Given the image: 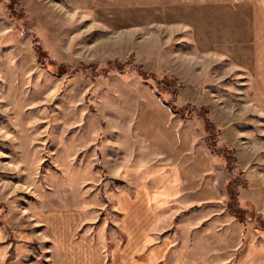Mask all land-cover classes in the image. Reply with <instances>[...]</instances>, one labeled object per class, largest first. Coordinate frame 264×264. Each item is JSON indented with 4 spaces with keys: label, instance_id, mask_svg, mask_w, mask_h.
<instances>
[{
    "label": "rangeland",
    "instance_id": "374dc122",
    "mask_svg": "<svg viewBox=\"0 0 264 264\" xmlns=\"http://www.w3.org/2000/svg\"><path fill=\"white\" fill-rule=\"evenodd\" d=\"M168 2L0 0L1 223L43 264L49 246L40 241L38 211H79L86 223L77 235L90 232L108 249L121 234L114 196L139 184L154 189L161 235L175 239L187 264L215 262L221 248L223 259L235 261L254 229L264 227V117L248 74L226 59L195 54L185 28H151L150 6ZM139 66L158 79L175 78L167 87L177 89L176 98L166 100L207 109L204 116L219 124L222 144L234 152L224 201L230 183L248 202L234 210L226 202L224 213L213 203L195 207L175 170L153 167L158 151L135 121L159 96ZM173 116L205 135L200 112Z\"/></svg>",
    "mask_w": 264,
    "mask_h": 264
},
{
    "label": "crops",
    "instance_id": "0c3cea01",
    "mask_svg": "<svg viewBox=\"0 0 264 264\" xmlns=\"http://www.w3.org/2000/svg\"><path fill=\"white\" fill-rule=\"evenodd\" d=\"M150 8L151 28H185L189 32L187 47L195 54L215 55L226 59L234 69L246 72L254 108L264 117V0H169ZM140 9H137L138 15ZM148 19L144 22L141 15L140 22L149 24ZM154 101L143 112L146 114L141 116L139 111L135 121L138 134L158 151L153 167L175 170L181 191L193 206L213 203L224 213L226 202L222 188L229 173L224 163L221 160L220 164L216 163L217 156L193 124H184L175 118V113L159 97ZM153 190L139 184L117 191L114 198L121 214L117 221L121 234L111 239L108 249L97 247L90 239V232L77 235L86 223L79 211L56 210L52 215L38 211L35 219L42 228L40 241L49 246L44 261L49 264H187L176 251L175 239L161 235ZM259 206L264 214V203ZM253 236L255 239L249 238L247 248L235 261L223 259L227 252L221 248L215 252L220 259L210 264H264V227L254 229ZM27 243L15 236L8 238L0 211V264H43L37 250Z\"/></svg>",
    "mask_w": 264,
    "mask_h": 264
},
{
    "label": "trees",
    "instance_id": "16d2710c",
    "mask_svg": "<svg viewBox=\"0 0 264 264\" xmlns=\"http://www.w3.org/2000/svg\"><path fill=\"white\" fill-rule=\"evenodd\" d=\"M110 63H112V62H109L108 64H110ZM141 68L142 67H140V66L138 67V73L145 80H148V79L153 80L152 86L156 89L157 95L161 98L162 102L165 103L166 105H168L176 115H178L182 118L185 117V110H188V111L192 110L193 112H196V113L200 112L201 113V117H202V120L204 122L203 128L205 131L204 141H205L206 145L208 146V148L211 150V152H213L224 163V165L227 167L228 171H230L231 163H234L233 149L228 148L226 146H223L221 144L220 128L212 120H210L208 117L204 116V114H203V113H205V114L207 113V109H205L203 107L197 108V107H195L189 103L182 105V106H177L176 104H174L173 101L166 100L165 97L167 95L172 96L173 99L176 98L177 89H169V87H167V86H170V83H172L173 80H175V78L173 76L167 75V77H165L163 79H158L155 74L145 73L144 71H142ZM72 73H73V71H72ZM58 74H62V72H59ZM163 83H164L165 87H162ZM227 185L229 186V188L227 191V198L228 199L226 202L228 203L229 208L233 209V208H235L234 207L235 205H240L242 203L248 202V201L241 202L238 199L237 187H233V186L231 187L230 183H227Z\"/></svg>",
    "mask_w": 264,
    "mask_h": 264
}]
</instances>
